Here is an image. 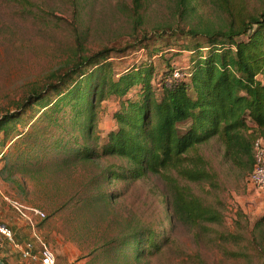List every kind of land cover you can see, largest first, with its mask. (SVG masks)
Instances as JSON below:
<instances>
[{
	"label": "trees",
	"instance_id": "obj_1",
	"mask_svg": "<svg viewBox=\"0 0 264 264\" xmlns=\"http://www.w3.org/2000/svg\"><path fill=\"white\" fill-rule=\"evenodd\" d=\"M146 1L122 6L131 25L124 44L86 52L76 36L66 64L34 86L13 111L2 112L0 149L6 146L8 124L15 125L32 106L42 111L26 141L15 146L17 153L0 152V183H15L27 196L21 177L40 181L48 175L76 174L82 183L72 186L70 196L69 188L56 187L55 193L65 199L52 203L50 216L70 211L75 226L84 228L96 227L100 218L121 207L130 185L153 177L168 198L164 213L190 229L197 242L211 243L230 264H264V214L250 219L237 210L226 225L217 174L201 153L202 146L214 143L246 175L253 166V142L264 141V1L205 0L217 13L214 25H163L148 31L143 27ZM171 1L180 17L195 9V0ZM174 36L184 39L180 52L190 53L189 67L180 78L173 77L172 65L160 72L155 62L147 61L115 72L108 60L146 50L152 39ZM49 92L55 95L44 104ZM109 102H115V125L103 135L97 122L101 104ZM62 114L66 117L60 119ZM50 127L76 135L55 141L46 132ZM67 144L73 147L66 149ZM58 148L61 158L46 161ZM196 188L214 200L205 202ZM112 223L113 235L103 237L93 261L138 262L169 246L168 234L158 228L161 221L150 220L142 210ZM195 263L205 264L199 256Z\"/></svg>",
	"mask_w": 264,
	"mask_h": 264
},
{
	"label": "rangeland",
	"instance_id": "obj_2",
	"mask_svg": "<svg viewBox=\"0 0 264 264\" xmlns=\"http://www.w3.org/2000/svg\"><path fill=\"white\" fill-rule=\"evenodd\" d=\"M263 1L252 0V3ZM129 2L130 0H0V115L4 111H13L15 103L34 86L43 84L49 74L66 64L71 50L77 44L76 36L86 52L124 44L128 40L131 25L122 6ZM194 7L192 12L180 17L171 0H147L143 27L146 31L163 25L189 29L214 25L218 21L217 13L205 0H195ZM183 42L184 39L177 36L152 39L146 50L137 49L123 55H111L108 60L112 62L115 72L138 67L147 61L155 62L159 68L157 71L160 72L172 65L175 69L173 77L178 74L177 78H180L187 71L190 60V53L179 50ZM165 60L170 61L166 63ZM59 89L62 91L63 87ZM54 92L46 94L42 102L48 103L54 97ZM114 104H101L97 126L103 135L115 125L111 116ZM41 113L39 106H32L31 110L26 109L21 113L15 125L8 124L10 133L6 136V146L0 152L17 153L15 146L26 141L27 134H30ZM58 117L61 119L66 115ZM69 131L70 127L67 132ZM21 132L26 134L22 138ZM46 132L54 136L55 141L62 137L66 141L71 135H76L64 134L51 127ZM71 147L72 144L66 145V149ZM59 151V148L52 151L46 161L55 162L52 160L56 156L59 160L62 156ZM201 153L217 174L220 184L218 197L223 203L226 225L231 224L237 210L250 219L264 214V188L258 190L247 184L249 172L245 175L241 168L225 160L214 143L202 146ZM21 178L20 180L25 179L22 186L25 187L27 196L18 190L15 183H0V191L7 194L10 202L37 209L44 214V218L35 219V226L42 241L54 254L56 264H112L107 263L104 258H97L95 261L92 259L99 255L97 247L103 237L113 235L110 234L113 230L112 222L118 217L120 220L135 209L142 210L150 220H160L158 228L168 234L170 243L160 255L138 262L127 258L120 260L118 264H196V256L205 264H230L211 243L206 240L197 242L190 229L176 224L169 213H164L168 198L162 184L153 177L130 185L121 207H115L114 213L112 210L100 218L96 227L91 224L84 228L75 226L72 221L74 216L70 211L50 216L52 203L56 202L58 205L65 199H62L63 193H55L56 187L62 190L69 188L66 196H70L72 186L77 187L82 183L76 174L64 172L48 175V178L40 181ZM120 185L122 183L117 186ZM109 188L114 189L112 186ZM195 192L207 203L214 200L213 195L206 196L198 188Z\"/></svg>",
	"mask_w": 264,
	"mask_h": 264
},
{
	"label": "built area",
	"instance_id": "obj_3",
	"mask_svg": "<svg viewBox=\"0 0 264 264\" xmlns=\"http://www.w3.org/2000/svg\"><path fill=\"white\" fill-rule=\"evenodd\" d=\"M178 77V74H175ZM253 166L247 178V184L251 187L261 190L264 188V141L256 139L252 144ZM14 207L18 212L28 211L30 214L39 218H44V214L34 208H26L18 203H14ZM40 249L35 251L34 243H20L15 240L11 228L0 218V250L8 246L13 251L18 252L22 264H56V260L52 251L41 241Z\"/></svg>",
	"mask_w": 264,
	"mask_h": 264
},
{
	"label": "crops",
	"instance_id": "obj_4",
	"mask_svg": "<svg viewBox=\"0 0 264 264\" xmlns=\"http://www.w3.org/2000/svg\"><path fill=\"white\" fill-rule=\"evenodd\" d=\"M14 203L9 201L7 194L0 191V218L11 228L16 241L22 244L31 241L34 243L35 251L38 252L41 247L38 241L40 232L35 226L33 216L25 210L21 213L18 212ZM0 260H3L5 264H22L18 252L13 251L8 246L0 250Z\"/></svg>",
	"mask_w": 264,
	"mask_h": 264
},
{
	"label": "water",
	"instance_id": "obj_5",
	"mask_svg": "<svg viewBox=\"0 0 264 264\" xmlns=\"http://www.w3.org/2000/svg\"><path fill=\"white\" fill-rule=\"evenodd\" d=\"M0 264H5L2 260H0Z\"/></svg>",
	"mask_w": 264,
	"mask_h": 264
}]
</instances>
